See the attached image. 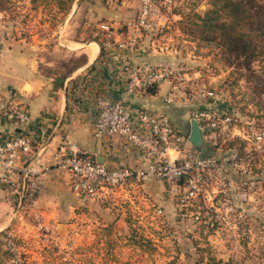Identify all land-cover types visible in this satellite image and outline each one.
<instances>
[{"label":"rangeland","instance_id":"1","mask_svg":"<svg viewBox=\"0 0 264 264\" xmlns=\"http://www.w3.org/2000/svg\"><path fill=\"white\" fill-rule=\"evenodd\" d=\"M85 1L75 0L64 11L55 5L35 8L31 0H0V40L15 44L34 36L52 51L61 44L63 27L75 24L77 4ZM151 1L145 12L143 0H99L116 7L117 28L129 35L122 42L135 49L141 37L156 38L154 47L164 59L145 70L163 73L162 82H169L175 110L185 115V123L177 122L183 136L189 140L191 120L203 113L216 124V137L198 149L216 160L203 172L202 194L188 205L177 203L175 215L159 214L152 203L136 209L110 201L81 205L64 221H43L44 227L26 214L24 220L36 228L7 236L22 248V261L13 264H264V61L233 60L205 38L208 32L198 27L194 13L204 15L210 0ZM89 12L80 11L83 22ZM103 23L112 27V44L105 45L101 31L81 40L114 45L113 23ZM62 49L48 53L57 62L46 73L65 76L81 62Z\"/></svg>","mask_w":264,"mask_h":264},{"label":"crops","instance_id":"2","mask_svg":"<svg viewBox=\"0 0 264 264\" xmlns=\"http://www.w3.org/2000/svg\"><path fill=\"white\" fill-rule=\"evenodd\" d=\"M76 9L75 24L65 25V33L57 38L63 53L81 56V62L65 76L45 72L48 66L57 62L55 56L48 55L60 47L57 43L50 51L46 45H39L43 41L34 36L28 40L21 37L15 44L12 40H0V97L24 110L29 117L28 121L0 118V134L5 138L24 135L35 141L21 165L31 162L32 167L40 171L38 189L30 193L27 210L20 212L16 210L10 189L0 177V264L14 263L8 253V235L22 236L35 230L36 227L24 220L26 214L31 217L38 212L45 223H52V220L70 218L81 205L101 202L77 196L71 191L69 173L59 168L55 159L61 147L74 141L109 165L145 166L140 152L123 138L97 135V100L100 96L123 99L133 112H165L178 128L179 124L185 123V115L175 110L177 104L175 106L172 102L176 101L169 91L168 81L155 85L154 94L147 90L131 93L127 89L132 69L141 67L139 69L143 71L164 59L163 53L154 47L156 38L143 36L139 47L133 50L121 48L120 42L129 35H121L117 28L119 23L114 18L119 13L114 12L116 7L99 0H87L82 5L78 3ZM84 9L90 12L83 22L79 13ZM107 19L112 21L116 30L112 40L114 45L105 46L103 52L98 42L81 40L84 35L97 36L100 23ZM168 98H171L170 102ZM143 190L145 198L133 192L127 203L136 209L150 208L152 203L158 213L164 210L175 215L178 202L165 182L148 178Z\"/></svg>","mask_w":264,"mask_h":264},{"label":"built area","instance_id":"3","mask_svg":"<svg viewBox=\"0 0 264 264\" xmlns=\"http://www.w3.org/2000/svg\"><path fill=\"white\" fill-rule=\"evenodd\" d=\"M143 1V10L148 12L152 1ZM99 31L106 37L105 45L112 44L111 25L103 23L99 26ZM128 45L124 42L119 44L121 48H134V45ZM131 71L127 83V89L131 93L147 90L164 79L163 73L151 70H144L142 73L140 69L134 68ZM167 101L170 102L171 98ZM3 117L8 120H29L24 110L12 106L8 100L0 97V118ZM208 117L209 114H201L200 120L204 123L199 122L205 141L209 137H216L213 130L216 124H212ZM96 131L101 137L123 138L140 152L146 164L141 167L109 165L99 162L95 155L74 141L69 142L59 149L55 159L57 166L69 173L71 191L80 197L125 204L133 192L140 193L145 198L144 182L148 178H154L171 188L177 196L178 204L188 205L196 201L203 192L202 179L206 167L216 164L213 156L204 157L197 148L188 145L190 141L183 136L167 113L149 110L133 112L123 99L98 98ZM262 137L264 138V130ZM34 143L24 135L5 138L0 134V177L10 189L19 212L27 210V199L39 186L40 171L32 167L31 162L21 165L24 157L32 151ZM218 175L223 176L221 169L218 170ZM195 212V219L200 220V212ZM32 216L44 227L40 213L35 212ZM21 249L14 237L8 238V251L14 263L22 261Z\"/></svg>","mask_w":264,"mask_h":264},{"label":"trees","instance_id":"4","mask_svg":"<svg viewBox=\"0 0 264 264\" xmlns=\"http://www.w3.org/2000/svg\"><path fill=\"white\" fill-rule=\"evenodd\" d=\"M74 2L31 0L35 8L55 5L64 11L70 10ZM210 4L211 8L204 15L194 13L201 21L198 27L208 32L205 38L220 45L223 54L233 60L244 57L247 63L264 61V0H210ZM101 47L103 51L102 44ZM147 91L154 94L156 86Z\"/></svg>","mask_w":264,"mask_h":264},{"label":"water","instance_id":"5","mask_svg":"<svg viewBox=\"0 0 264 264\" xmlns=\"http://www.w3.org/2000/svg\"><path fill=\"white\" fill-rule=\"evenodd\" d=\"M191 133L189 135V141L193 144V146L197 149L205 148V140L203 137L202 130L199 125V121L195 118L191 120ZM99 162H103L98 159Z\"/></svg>","mask_w":264,"mask_h":264}]
</instances>
